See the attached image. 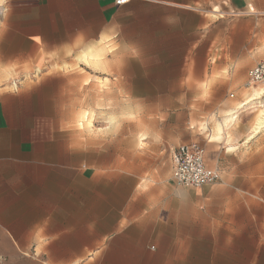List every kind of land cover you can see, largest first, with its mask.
Returning a JSON list of instances; mask_svg holds the SVG:
<instances>
[{"label":"crops","instance_id":"obj_1","mask_svg":"<svg viewBox=\"0 0 264 264\" xmlns=\"http://www.w3.org/2000/svg\"><path fill=\"white\" fill-rule=\"evenodd\" d=\"M104 48L120 96L203 98L213 81L225 97L212 69L260 62L264 0H0V264H264L227 220L232 187L173 184V139L87 150L45 112L57 76L33 70Z\"/></svg>","mask_w":264,"mask_h":264},{"label":"rangeland","instance_id":"obj_2","mask_svg":"<svg viewBox=\"0 0 264 264\" xmlns=\"http://www.w3.org/2000/svg\"><path fill=\"white\" fill-rule=\"evenodd\" d=\"M109 50L103 49V63ZM262 61L264 56L260 59ZM93 67L84 62L81 64L73 56L62 65L55 59L43 69L29 71L35 75L34 84H41L50 74L57 76L55 83H50L52 96L46 99L45 112L54 117L64 136L82 141L83 148L87 150L105 149L108 139H114L111 148H118L120 153L144 148L143 145L138 146L143 138L173 139L176 147L191 143L200 145L206 162L215 164L221 176L220 182L205 187L226 185L234 189L227 195L230 197L227 220L237 223L233 228L244 237V252L258 240L264 243V130L246 143L257 113L252 109H240L252 93L251 89L262 83L247 88L246 72L240 73L238 67L229 68L226 73L215 68L212 69L213 78L231 81L224 92L225 97L222 88L219 89L221 83L212 81L210 86H206L208 94L203 98H132L120 96L123 92L118 82L107 79L103 74L106 71L104 64ZM239 83L243 90L237 97ZM10 85L17 88L21 83L11 82ZM259 102H264V98ZM235 108L241 112L237 119L224 128L219 141L213 139L217 124L223 122L227 111ZM240 126L244 128L242 137L232 139V129ZM191 135H201L203 140L188 142ZM123 138L130 140L125 146L121 142ZM227 146L233 149L228 151ZM91 153L88 151L89 155ZM94 161L105 162L106 157L89 156L84 164ZM245 256L244 261L247 260Z\"/></svg>","mask_w":264,"mask_h":264},{"label":"built area","instance_id":"obj_3","mask_svg":"<svg viewBox=\"0 0 264 264\" xmlns=\"http://www.w3.org/2000/svg\"><path fill=\"white\" fill-rule=\"evenodd\" d=\"M116 6L128 0H114ZM264 82V62H258L247 73L245 86L251 88ZM172 180L177 187L199 189L220 182V174L205 165L204 152L198 144H183L176 147L172 155Z\"/></svg>","mask_w":264,"mask_h":264},{"label":"bare ground","instance_id":"obj_4","mask_svg":"<svg viewBox=\"0 0 264 264\" xmlns=\"http://www.w3.org/2000/svg\"><path fill=\"white\" fill-rule=\"evenodd\" d=\"M98 50L99 51H97L96 53L90 55H82V57L79 58V61L93 65L94 66L93 68H95L96 66H102L103 62L101 60V57L105 52L100 49ZM251 90L252 93L250 94L247 101L243 104V107L242 106H241L242 108L240 107L241 104L238 106V108L240 107V109H244L243 111L252 109L254 112L257 113L256 119H254L253 125L249 130V134L246 137V143L251 141L255 135H257L262 130H264V102H259V100L262 97L264 98V82L259 87L252 88ZM238 108L237 109L235 108L236 110H230L226 112L223 118V122L217 124L213 139L217 141L221 139L224 128L227 127L229 123H233L237 119L238 115L241 113L238 112ZM227 148L228 151H231L233 149L232 146H227Z\"/></svg>","mask_w":264,"mask_h":264},{"label":"snow or ice","instance_id":"obj_5","mask_svg":"<svg viewBox=\"0 0 264 264\" xmlns=\"http://www.w3.org/2000/svg\"><path fill=\"white\" fill-rule=\"evenodd\" d=\"M121 2H123V0H121Z\"/></svg>","mask_w":264,"mask_h":264}]
</instances>
